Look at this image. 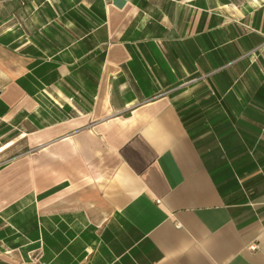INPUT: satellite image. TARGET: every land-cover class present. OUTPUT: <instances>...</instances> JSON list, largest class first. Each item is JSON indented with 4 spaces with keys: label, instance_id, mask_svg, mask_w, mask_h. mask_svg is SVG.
<instances>
[{
    "label": "crops",
    "instance_id": "0c3cea01",
    "mask_svg": "<svg viewBox=\"0 0 264 264\" xmlns=\"http://www.w3.org/2000/svg\"><path fill=\"white\" fill-rule=\"evenodd\" d=\"M0 264H264V0H0Z\"/></svg>",
    "mask_w": 264,
    "mask_h": 264
}]
</instances>
